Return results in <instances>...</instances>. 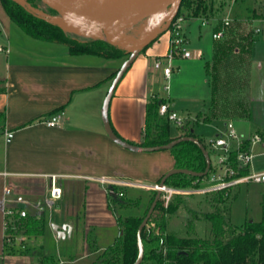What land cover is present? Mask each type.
Listing matches in <instances>:
<instances>
[{"label":"crops","instance_id":"1","mask_svg":"<svg viewBox=\"0 0 264 264\" xmlns=\"http://www.w3.org/2000/svg\"><path fill=\"white\" fill-rule=\"evenodd\" d=\"M259 21L263 24L255 27L254 32L259 29L261 36L257 40L254 37L252 44L246 91L250 118L243 120L247 121L249 132V126L254 128L252 134L264 132V18ZM185 33L183 31L188 41ZM138 36H130L123 48L129 49ZM169 41L170 32L164 31L140 52L115 86L109 100L107 119L113 133L132 145L140 146L143 142L145 105L152 95L164 98L176 113L180 109L186 120H194L199 112L207 111L205 108L192 114V107L174 92H169V85L168 91L164 90L165 95L155 89L164 77L160 71H152L151 66L156 58L167 54ZM0 46L4 49L0 51V113L3 114L0 121V264H34L36 261L30 254H8L4 251V214L7 209H24L29 215L43 218V235L26 239L28 248H41L44 255H53L60 264H80L79 260L91 255L90 251L102 252L116 239L104 247H96L97 238L90 236L91 228L98 224L95 219H86L83 213H98L99 218L105 221V227H110L115 224L112 211L116 207L129 208L134 203L139 212L134 216L139 217L151 197L144 187L123 185L124 199L120 201L107 194L109 186L100 179L151 186L174 169L173 158L169 150L132 152L113 142L105 131L103 103L127 57L107 59L88 54L71 55L63 44L40 41L26 35L11 22L1 5ZM203 51L198 47L191 58L202 57ZM192 61L194 65L198 59ZM176 69L180 71L181 68L177 66ZM204 81L208 86L207 78ZM57 110L64 111L58 126L51 128L40 122ZM222 122L219 128L216 127L214 136L223 129L225 121ZM238 131L239 135H245L239 126ZM5 132L13 133L10 142H6ZM192 132V137L199 141L194 127ZM179 135L180 131L171 137ZM263 148L264 140L254 145V158L264 157ZM255 167L253 164L252 169L260 171ZM52 176L61 189V196L48 206L46 200L50 201ZM5 187L11 189L10 196L3 195ZM128 189L144 190L145 196L128 200ZM17 195L22 196L23 203L15 202ZM187 196L184 195L185 199ZM52 225H66L69 233L59 239L53 233ZM79 233H82L84 244L89 249L80 256L61 252L56 242L66 238L70 240ZM46 238L55 245L52 253L46 248Z\"/></svg>","mask_w":264,"mask_h":264},{"label":"trees","instance_id":"2","mask_svg":"<svg viewBox=\"0 0 264 264\" xmlns=\"http://www.w3.org/2000/svg\"><path fill=\"white\" fill-rule=\"evenodd\" d=\"M0 5L11 22L26 35L40 41L63 44L67 46L71 55L88 54L117 59L127 57L129 54V50L109 39L80 40L71 37L61 26L38 16L29 9L28 5H23L17 0H0ZM181 9L186 11V14ZM215 14L213 4L210 2L181 0L180 11L176 18L184 16L185 19L200 18L209 21ZM211 31L213 33L222 31L224 36L222 39H213L211 59L203 65L210 91L207 111L199 112L193 125L184 129L180 128L181 135L171 137V123L158 114L159 106L167 101L152 95L145 105L143 142L140 146H161L180 137H192L193 127L200 123L209 124L215 120L234 121L250 118L246 91L249 85L251 50L255 32L238 20L224 25V19L221 17L215 20ZM2 120L3 114L0 113V121ZM258 134L264 140V132H258ZM198 139L203 145L202 140ZM247 147L246 143L243 149ZM169 151L175 169L204 171L206 166L204 157L194 143L183 141ZM234 157H236L235 151L231 152L230 158L233 161L232 167L236 169ZM237 171V175L248 172L246 169ZM205 177L173 174L166 178L164 184L177 189L199 187ZM231 188L233 187L206 194L209 195L207 200L213 206V211L198 216L190 210L193 219L187 221L185 236H179L169 228L170 219L183 204L184 198L175 195L166 205L158 200L140 234L143 247L140 264H264V184L260 203L261 219L246 221L241 225L232 224L228 217L227 203L230 198L236 197L235 193L233 196L230 194ZM155 194L156 192L152 193L142 216L116 218L120 230L119 236L112 245L98 254L92 264H134L136 262L139 256L137 230ZM121 198L124 199V195ZM220 205H226L225 209L219 207ZM199 217L209 223V238H200L195 235L194 220H199ZM6 222L3 239V249L6 253L30 254L36 260L34 264H59L53 255H44L41 248L33 250L26 246L25 240L22 242L17 240L18 237L31 239L42 236L44 230L42 217L29 214L25 217L14 215L6 217Z\"/></svg>","mask_w":264,"mask_h":264},{"label":"rangeland","instance_id":"3","mask_svg":"<svg viewBox=\"0 0 264 264\" xmlns=\"http://www.w3.org/2000/svg\"><path fill=\"white\" fill-rule=\"evenodd\" d=\"M19 3L23 5H28L29 9L36 13L38 16L47 19L53 24L61 26L64 31L71 37L78 38L80 40H91V39H109L118 45L125 47L126 41H129V37L138 36L140 31H144L147 27L150 19H146L142 22L136 24H128L115 28H101L87 22L75 19L69 14L61 11L52 5L51 2L47 0H17ZM207 3H212L214 8L215 16L209 21L198 19H185L182 17L183 23L182 28L183 31H186V36L188 38L187 43L185 44V48L188 51H191L193 55H195V49L201 48L204 50L203 56L200 58L194 57L189 59H182L180 57H175L171 65L174 68L171 78L167 81L161 79L159 84L155 85V89L159 91V93L165 95V91L163 90L164 85H169L171 91L174 92L177 96H179L185 103H188L192 108H190L192 114L195 112H199L202 109H207L210 91L208 89L207 84L205 83V73H204V62L209 61L211 59L210 49L212 50V36L211 29L215 20L218 17L222 19H228L229 22H233V20L241 21L245 24L248 29H255V27L263 24L259 20L264 18V0H205ZM178 11H180V6ZM184 14L186 11L181 9ZM178 13V12H177ZM176 18V16L174 17ZM178 18V17H177ZM173 21V20H172ZM201 21H205L204 25H201ZM259 21V22H258ZM15 27V26H14ZM172 28V22L169 25L166 31L170 32ZM247 29V28H245ZM256 34V33H255ZM201 35V38L199 36ZM224 36V35H223ZM261 36V32L255 35V39L257 40ZM223 38V37H222ZM221 38V39H222ZM134 43V41L132 42ZM131 48V47H130ZM129 48V49H130ZM198 59L197 63L192 65V60ZM180 66V71L176 68ZM162 73V70H160ZM177 110V109H176ZM179 116L185 117L182 111L177 110ZM260 119L257 116V119ZM264 121V118H263ZM194 120L187 119L182 127H177L173 123L170 125V134L174 135L178 131V129H184L185 127H189L193 125ZM223 124L222 120H215L209 124L200 123L194 126L195 134L199 136L202 140L203 145L206 150L209 151V157L211 160V164L214 165L216 163V153L210 151L208 141L214 137L216 127L219 128ZM234 128L237 130V135L239 138L247 139L249 138L254 128L249 126L250 132L248 131V123L243 120H234L233 122ZM238 126L242 131L244 130L245 135H239ZM251 134V135H250ZM236 145V141H230V147L234 148ZM253 164L256 165V169L263 171L264 170V157H256L253 159ZM263 184L257 183H242L236 187L230 189V194L233 196L236 195L234 199L230 198L229 202L226 205H220L219 207H223L222 209L227 208L228 217L230 221L235 225L243 224L246 221H259L261 219V210H260V202H261V193L263 189ZM123 186H116L117 193H121ZM120 190V191H119ZM149 193V197L151 196L152 190H147ZM114 195L116 199L122 200V195ZM207 194V193H206ZM206 194H194L187 196L186 199L184 195H180L184 197L183 204L178 208L176 213L171 217L169 228L174 231V233L179 236L186 235V225L187 221L192 218V214L190 210L197 213L198 216H201L205 212L213 211V206L210 201L207 200L209 195ZM142 195L145 196L144 190H131L127 191V199L134 200L135 197ZM175 195H172L174 197ZM171 197V199H172ZM170 199V200H171ZM161 200V198L159 199ZM129 208H121L116 207L112 213L114 219L117 217L125 218L128 216L138 215V209L133 206ZM83 216H86V219L89 217L91 219H95L94 222L98 224L94 228H91L92 235L91 238H97L98 242H96V247H104L112 242L114 238H116L119 233L118 225L116 221H114V225L110 227H105V221L102 218H99L98 213H83ZM199 220H194V231L195 235L200 238H209L210 236V226L209 223L199 217ZM95 224V225H97ZM100 224V225H99ZM52 229V228H51ZM26 244V239H25ZM59 245L61 252L67 253L72 252L76 256H80L84 254L85 251L89 249L87 244H84L82 233L73 235V237L68 240L61 239L56 242ZM27 246V245H26ZM32 246V243H31ZM46 248L48 252L55 251V245L51 240L46 238ZM94 248V247H91ZM101 250H92L89 252V256H85L84 258L79 260L80 264H92L95 258L98 256ZM88 254V253H87ZM59 263V260H57ZM60 264V263H59Z\"/></svg>","mask_w":264,"mask_h":264},{"label":"built area","instance_id":"4","mask_svg":"<svg viewBox=\"0 0 264 264\" xmlns=\"http://www.w3.org/2000/svg\"><path fill=\"white\" fill-rule=\"evenodd\" d=\"M183 19L182 17L174 18L172 21V28L170 29V41L169 49L167 54L163 58H156L151 66L152 71L158 72L162 70V75L165 80H168L172 73L171 62L175 57H180L183 59H188L193 56L191 51H188L184 46L187 43L185 36L183 35L182 28ZM205 21H201V25H204ZM229 20L224 19V25H228ZM255 32H259V29H256ZM223 37V32L218 31L212 33L213 39H221ZM3 47L0 46V51H3ZM168 85H164L163 90L168 91ZM158 114L161 117H165L171 124L173 123L177 127H182L186 119L179 116L168 103H163L159 106ZM64 111L57 110L56 112L50 114L47 117H44L40 122L47 127H56L59 125L60 119L63 117ZM6 142H10L13 133L5 132ZM230 141H236L234 148L230 147ZM263 141L262 137L258 133L252 134L249 138H239L236 133V130L233 126V122L228 120L225 121L223 129L214 137L208 141L210 151L216 153V163L211 164L208 169L205 179L201 181L199 187L187 188V189H177L169 187L165 184L160 185L156 183L151 186H143L138 183L123 182L114 179H100L101 182L107 183L109 186L107 189V194L112 197L116 195L117 191L115 190L116 186H138L144 187L147 190H152L153 192H159L161 201L163 204H167L172 195H194V194H206L211 192H216L225 188L235 187L242 183H257L264 184V171H256L252 169L253 159L255 157L253 153L254 145L260 144ZM248 144L246 149H243L244 144ZM236 152V157H234V163L236 164V169L232 167V160L230 158L231 152ZM209 154V153H208ZM262 155H264V148ZM246 169L248 172L244 175H237V170ZM12 191L9 187L3 188V195L10 196ZM122 195V193H117ZM61 196V189L55 184V177H51V186L49 189V200H46L48 206L51 205L52 200L59 199ZM16 203H23V198L20 195L15 196ZM4 217V231L7 226L6 217H11L18 215V217H25L27 215L24 209H7L5 211ZM24 237H18V242L24 241ZM24 249L23 246H21Z\"/></svg>","mask_w":264,"mask_h":264},{"label":"water","instance_id":"5","mask_svg":"<svg viewBox=\"0 0 264 264\" xmlns=\"http://www.w3.org/2000/svg\"><path fill=\"white\" fill-rule=\"evenodd\" d=\"M53 6L69 14L75 19L87 22L101 28H115L128 24H136L146 19H150L144 31L135 39L129 50L127 59L117 71L112 85L107 93L102 108V121L108 137L116 144L132 152H156L169 150L176 144L183 141L194 143L202 152L205 160V169L203 172H194L186 169H172L160 180L159 184L163 185L166 178L173 174H183L187 176L203 177L207 174L210 167L209 157L204 146L194 137H180L172 142L154 147H142L127 143L117 137L107 119V107L112 96L113 90L127 68L131 65L137 55L147 47L159 34L166 31L174 17L177 15L181 0H47ZM160 193L156 192L150 207L137 230V243L139 256L134 264H140L143 256V247L141 242V231L149 219ZM52 231L57 237L64 238L65 233H69V227L66 225L51 226Z\"/></svg>","mask_w":264,"mask_h":264}]
</instances>
